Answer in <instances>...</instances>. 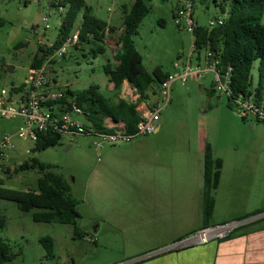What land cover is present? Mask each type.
I'll use <instances>...</instances> for the list:
<instances>
[{
  "label": "rangeland",
  "instance_id": "rangeland-1",
  "mask_svg": "<svg viewBox=\"0 0 264 264\" xmlns=\"http://www.w3.org/2000/svg\"><path fill=\"white\" fill-rule=\"evenodd\" d=\"M134 2L86 0V5L96 16L116 26L119 33L123 8ZM147 2L149 12L134 37L136 47L143 56V64L149 72L156 66L173 74L181 72L180 66L192 54L194 35L186 29L184 20L179 25L176 22L174 12L179 0ZM217 15L219 11L212 3L196 1L193 16L198 25L208 26L210 19ZM62 16L58 7L52 6L51 0H0V87L19 85L29 77L38 47L54 42ZM80 23L81 15L77 25ZM96 45L92 42L81 44L79 48L72 47L65 57L50 63V74L57 78L58 85H69L72 90L79 91L97 84L106 96L116 93L104 71L106 63H116L113 53L107 44H103L106 51L94 57L90 47ZM195 58L196 53L192 54L193 61ZM176 63L180 66H175ZM258 65L256 61L252 70L254 84L259 80ZM212 83L211 73L197 82L189 80L184 83L181 78H175L171 85V100L161 112L162 128L158 133L104 148L95 146L94 142L99 139L95 134L67 132L62 134L58 144L34 151L35 142L17 135L19 120L0 118V139L11 134L14 143L5 157L0 156L2 186L36 189L39 171L29 169L17 172L15 167L33 157L51 164L71 184L81 214L76 225L84 233L83 236L76 235L73 224L35 221L33 213L37 209L23 211L15 201L0 198V216L5 219L0 239L8 241L11 246V258L2 264H130L162 250L166 246H144L136 236L153 228L148 216L135 220L138 208H151L137 194L142 175L140 161L205 160L207 144L214 158L222 160L225 180L231 183L235 176L244 175V172L253 176L249 187L253 203L249 209L264 207V125L244 120L237 110L228 106L226 97L213 92ZM152 85V90H158L156 81ZM135 94L136 91L134 100L137 99ZM79 119L87 124L84 117L79 116ZM138 142L143 143L136 145ZM193 167L190 162L184 170L190 173ZM189 182H194L192 177ZM243 187L238 194L247 190ZM111 196L116 198L113 204ZM249 196L247 193L248 200ZM116 208L129 213L126 228L103 222L101 213ZM218 210L223 213L225 209L220 207ZM213 215L215 221L222 219L218 218L222 216L214 209ZM97 225L100 226L95 232ZM46 236L53 239V257L47 256L41 242ZM236 260L237 263L222 264H242L240 259Z\"/></svg>",
  "mask_w": 264,
  "mask_h": 264
},
{
  "label": "trees",
  "instance_id": "trees-1",
  "mask_svg": "<svg viewBox=\"0 0 264 264\" xmlns=\"http://www.w3.org/2000/svg\"><path fill=\"white\" fill-rule=\"evenodd\" d=\"M196 1L194 0L195 3ZM200 1L212 3L219 11L217 16L224 18L222 24L212 29L208 26L198 25L193 35L196 46L195 51L199 58L205 50L210 49L219 54L221 58L220 68L223 71L227 70L229 66L233 68V95L227 98L228 106L233 108V98L247 93L254 94L256 102L264 104V0ZM51 4L54 7H64L62 22L53 46L40 45L30 68L43 66L52 50L58 48L75 31L77 26L80 29L79 41L74 47L79 48L81 44L95 42L97 45L90 47L91 55L97 57L98 54L106 51V47L103 45L106 44V36L108 33L117 30V27L111 25L107 20L96 16L92 9L86 5V0H51ZM148 12L149 4L147 0H135L132 5L123 8L122 30L116 40L118 48L114 51L116 63L108 62L104 65V71L116 89L114 95H104L97 84L79 91H74L69 86L65 89L66 96L63 101L66 103L76 102L87 115L86 122L88 125L96 130L113 131L105 123V119L110 117L115 122L124 121L126 131L134 133L141 119L138 110L139 103L149 97L153 82L156 81L160 85L171 74L168 71L165 72L161 66H156L149 72L143 64L142 54L136 47L134 37L138 34L140 24ZM80 15L81 23L77 25ZM81 49L86 50L84 47ZM54 61L52 60L51 62ZM256 61L259 62V80L257 84H254L252 70ZM126 80L134 86L136 94L139 95L135 101L127 100L120 96ZM24 87L25 84L22 83L18 87H14L13 90L21 91L24 90ZM212 90L215 93L214 88ZM156 91L157 89L155 88L153 93H156ZM243 119L246 120L245 118ZM16 120L21 122V119ZM61 137L62 134L59 132H41L35 142L34 151L43 150L58 144ZM222 164L221 159L214 158L212 149L207 144L204 170L207 198L205 200L204 214L208 218L212 215L214 209L212 191L219 184ZM29 169H37L40 173L37 188L28 190L8 188L2 186L0 181V198L15 201L23 211L37 209L33 213L35 221L73 224L75 225L76 235L83 236L84 233L80 232L76 225L77 218L81 216L78 207L79 201L73 195L71 184L65 175L56 171L51 164L41 162L36 157L25 160L15 167L17 172ZM6 171L9 172V169L7 168ZM262 214H264V208L236 217V220L251 219V221L235 229L229 236L223 239H215V241L221 242L264 229V215ZM211 224L207 220L201 228ZM4 226L5 219L0 216V229ZM41 242L46 249L47 256L53 257L55 255L53 239L50 236H46L41 239ZM196 246L201 245L182 249L188 250ZM173 251L179 250L159 253L149 258H155ZM10 258V243L0 239V264Z\"/></svg>",
  "mask_w": 264,
  "mask_h": 264
},
{
  "label": "built area",
  "instance_id": "built-area-1",
  "mask_svg": "<svg viewBox=\"0 0 264 264\" xmlns=\"http://www.w3.org/2000/svg\"><path fill=\"white\" fill-rule=\"evenodd\" d=\"M194 0H179L175 8V18L178 25L182 20L185 27L192 33L198 27L194 19ZM59 13L63 14L64 7L59 6ZM47 20V17H45ZM222 16L213 17L209 21L210 29L222 24ZM49 28V25L46 26ZM79 27L71 33L63 43L52 50L47 56L43 66L31 68L30 75L23 82L24 90L15 91V84L11 87H0V118L21 119L17 129V135L24 140L36 142L39 134L45 131L79 134H95L99 137L94 142L97 148H104L106 145H117L128 143L135 138L147 136L156 132L160 125L161 112L171 100V85L175 78L179 77L185 83L189 80L199 81L204 75H213V88L219 96L229 98L233 95L232 87V66L225 71L220 68V56L218 53L208 49L192 60V54L196 53V46L193 42L192 54L184 65L180 66L181 72L171 73L169 77L160 83L156 93H152L146 100H142L138 105L141 119L137 130L134 133L126 131L125 122H112L106 124L113 131L104 132L96 130L94 127L85 124L79 116L87 118L84 110L76 102L66 103L63 101L66 96L65 89L69 85H55L51 77L50 63L52 60L62 58L79 41ZM52 47L53 43L46 44ZM205 64L202 65L201 62ZM22 84V83H21ZM139 95L136 94L138 99ZM136 99V100H137ZM233 108L246 120H254L264 125V104L256 102L254 94H240L232 100ZM14 147L13 136L6 134L0 139V156L5 157L7 151ZM251 221L229 220L214 223L206 227L197 229L181 239L174 241L162 250H158L151 256L172 250H180L184 247L204 245L215 239H223L229 236L235 229ZM149 256V257H151ZM148 257V258H149Z\"/></svg>",
  "mask_w": 264,
  "mask_h": 264
},
{
  "label": "crops",
  "instance_id": "crops-1",
  "mask_svg": "<svg viewBox=\"0 0 264 264\" xmlns=\"http://www.w3.org/2000/svg\"><path fill=\"white\" fill-rule=\"evenodd\" d=\"M120 33L121 31L118 33V30H115L106 36V44L113 56L115 49L118 48L116 40ZM51 77L54 84L58 86L57 78L53 75ZM135 91L134 86L126 80L120 96L135 101L133 99ZM152 93L151 89L148 96ZM161 119L159 128L154 133L161 130ZM112 122L115 121L110 117L105 119L106 124ZM141 143L143 142H138L136 145ZM190 162L194 167L189 173L187 169L184 170V167H187ZM140 165L142 175L139 179L137 194L140 198H144L151 208H138L135 212L138 215L135 220H138L140 216H148L149 222L153 223L150 232L146 231L144 234L136 235L144 246L165 247L201 228L207 220L212 224L219 223L234 220L240 215L254 211L249 209L253 203V197L249 196V187L253 182L251 174L244 172V175L235 176V179L230 183L229 180H225L226 175L223 174L222 164L219 184L212 191L215 203L214 211L216 214H220L219 216L222 217L218 218L222 219L215 221L213 212L209 218L204 214L207 198L204 180L205 160H141ZM144 168H148V170H143ZM190 177L194 182H189ZM243 186L247 187V190L238 194L244 189ZM247 193L250 200L247 199ZM110 201L113 204L116 201L115 196H111ZM241 204H243L242 207H238ZM262 206L260 208H264ZM220 207H224L223 213L218 210ZM101 216L103 222H107L110 226L126 228L129 213H126L124 209L116 208L114 211L102 212ZM98 224L101 225V222ZM100 225L94 228L95 232ZM236 258L240 259L242 264H264V229L221 242L213 240L188 250L173 251L155 258L143 259L144 261L138 260L133 264H222L224 262L237 263Z\"/></svg>",
  "mask_w": 264,
  "mask_h": 264
}]
</instances>
